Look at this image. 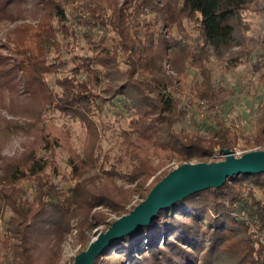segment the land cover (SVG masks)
I'll return each instance as SVG.
<instances>
[{"label": "trees", "instance_id": "16d2710c", "mask_svg": "<svg viewBox=\"0 0 264 264\" xmlns=\"http://www.w3.org/2000/svg\"><path fill=\"white\" fill-rule=\"evenodd\" d=\"M247 10L264 17V0H182L173 9L165 0H0V92L11 107L29 104L20 127L33 136L19 155L4 158L0 171V211H13L3 240L6 264H57L55 246L67 235L80 245L78 254L90 244L88 229L105 223L107 230L116 219L92 209L121 217L169 173L155 176L167 161L236 152L245 135L222 110L235 92L215 80L210 62L245 44L237 32ZM183 22L196 27L195 43L169 37L173 23ZM177 57L202 77L191 101L204 109L201 119L192 118L197 128L185 125L189 110L168 88L172 76L156 77L159 60L185 73ZM259 67L264 81V54ZM109 112L126 122L117 130V161H126L121 171L116 163L105 167L111 156L101 147L100 118ZM58 119L80 123L81 152L70 126L59 127ZM258 146L264 147V113L243 149ZM61 150L68 169L61 180L74 183L66 189L55 180ZM102 175L114 184L88 186ZM223 254L235 264H264V171L228 177L161 210L151 224L102 249L93 264H218Z\"/></svg>", "mask_w": 264, "mask_h": 264}, {"label": "rangeland", "instance_id": "374dc122", "mask_svg": "<svg viewBox=\"0 0 264 264\" xmlns=\"http://www.w3.org/2000/svg\"><path fill=\"white\" fill-rule=\"evenodd\" d=\"M181 1L182 0H165V2L169 3L172 9L178 7ZM242 29V32H237V38H245V44L226 48V50L223 51V55H213L210 62V68L215 80L223 84L227 89H232L235 92L234 95L227 97L222 110L227 117L228 123L233 124L237 127L239 132L244 133L245 135L240 138V142L235 152L237 156L242 155L249 150L264 149L263 146L246 150L243 149L246 137H252L257 126H259L261 116L264 113V81L262 70L259 67V58L264 54V17L261 12L257 10L244 11ZM169 37L177 39L188 38V40L185 41H188L191 44L195 43L194 41L196 38H200L196 27L188 22H183L182 27H179L177 23H173ZM177 58L179 60L180 70L186 65L185 73L180 74L181 72H177L173 63L159 60L157 63L156 77L160 81L167 80L166 76L168 75L173 77H171V79H173L174 85L171 87L174 88H168L181 99V103H183L189 110L190 117H187L185 125L189 129L197 128V124L192 122V118L201 119L202 113H199V110L202 111L204 109L198 107L196 103H192L191 101L197 100L194 95V87L196 82L201 81L202 77L197 67L189 66L187 62H183L182 58ZM178 78H180L181 81H178ZM16 102L18 104L15 105L14 102L11 107L12 101L8 98L7 93L5 91L0 92V171L3 161H5L4 158H15V156L19 155L28 142L33 138V136H28L25 133V129L20 127L24 124L25 120L27 121L25 117L20 115L27 113L26 109L24 110V106L26 104L29 106V104L20 101ZM3 103L7 106L3 105ZM202 103L203 101L201 104ZM13 111L18 113L15 114ZM214 111L216 110H210L207 113H214ZM5 118L7 120L9 119L10 123H7ZM15 123H18V125H15ZM57 125L61 128L66 127L65 125L70 126L72 129L71 143L79 152H81L85 134L80 123L58 119ZM121 126H126V122H116L115 115L112 112L105 113L100 118L101 147L103 152H109L111 156V162H107L105 167L110 168L112 163H116L119 171H121L126 164L125 160L122 162L117 161V158L121 153L120 137L117 130ZM103 128L105 129L103 130ZM58 159L60 175L56 176L55 180H61V175L63 174L68 175V169L66 167L67 154L63 150L59 152ZM222 159H224L223 154H217L216 159L211 161H219ZM194 162L196 163L197 161ZM181 164V161L169 160L155 176H158L163 172L168 173ZM96 173V170L92 171V175ZM27 174L29 175V173ZM114 178L116 181L115 184L124 185V181L120 177ZM95 179V182L91 178L88 180L87 184L89 187H94V189L98 187L105 188L114 184V181L108 180L104 176ZM28 184H32L30 179L23 180L22 185L24 187H27ZM73 184V181L62 182L61 180V185H64L65 189L67 186ZM125 186L127 185L125 184ZM141 200V197L136 196L126 208L129 211L132 210L141 202ZM96 210L105 213L107 216L110 214V217L113 219L118 217L117 214L110 213L107 209L100 207L92 209L89 213L92 214ZM12 214L13 211L9 208H4L0 211V264H6L3 252V240L6 235L7 220ZM106 226L107 225L103 223L86 231L90 243L99 233L106 231ZM79 248L80 245L71 241L70 235L59 240V245L55 246L57 264H65L69 262ZM111 251L115 255V251ZM218 264L235 263L232 256L229 254H223Z\"/></svg>", "mask_w": 264, "mask_h": 264}, {"label": "water", "instance_id": "95a60500", "mask_svg": "<svg viewBox=\"0 0 264 264\" xmlns=\"http://www.w3.org/2000/svg\"><path fill=\"white\" fill-rule=\"evenodd\" d=\"M223 156L219 161L184 162L174 168L151 188L145 199L116 218L85 250L76 254L72 264H93L99 252L113 241L138 232L151 224L161 210L193 193L220 187L228 177L239 173L264 171V149L249 150L239 156L224 149Z\"/></svg>", "mask_w": 264, "mask_h": 264}]
</instances>
